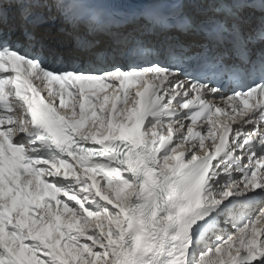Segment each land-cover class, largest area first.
I'll return each mask as SVG.
<instances>
[{"label":"snow or ice","instance_id":"obj_1","mask_svg":"<svg viewBox=\"0 0 264 264\" xmlns=\"http://www.w3.org/2000/svg\"><path fill=\"white\" fill-rule=\"evenodd\" d=\"M0 264H264V0H0Z\"/></svg>","mask_w":264,"mask_h":264}]
</instances>
